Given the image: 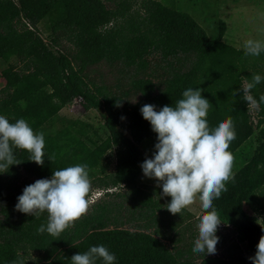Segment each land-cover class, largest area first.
Masks as SVG:
<instances>
[{
  "label": "trees",
  "instance_id": "1",
  "mask_svg": "<svg viewBox=\"0 0 264 264\" xmlns=\"http://www.w3.org/2000/svg\"><path fill=\"white\" fill-rule=\"evenodd\" d=\"M172 4L169 0H0V114L10 122L24 118L34 132L44 133L45 141L42 165L28 161L26 150L16 149L20 163L0 173V264L13 260L71 264L74 253L95 244L115 253L114 264H252L248 257L255 254L264 234V221L259 224L245 207L254 213L264 210V139L254 133L249 103L233 90L242 84V77L251 80L253 73L264 76V51L252 56L224 43L222 23L217 39L210 40L189 14L177 11ZM44 20L50 31L49 43L38 32ZM62 40L72 46L71 53L61 49ZM153 54L159 55L167 69V76L158 83L147 72L146 58ZM100 63L122 66L132 75L120 94L110 93L88 78L86 70ZM189 86L200 87L208 99L210 125L232 117L236 133L229 144L232 154L256 136L252 155L213 201L222 228H231L235 234L236 244L227 258L193 251L191 244L176 248L173 243L180 240L166 237L159 226L146 232L151 224L159 223L172 231L174 221L162 217L174 213L159 208L162 219H151L155 211L151 207L143 210L147 198L139 177L145 156L139 146L156 134L139 109L145 103L157 109L174 105ZM250 91L258 101L264 94V80ZM130 92L139 95L133 104L127 100ZM75 99L81 100L83 111L98 113L104 137L87 123L58 115ZM257 107L255 126L259 128L264 123V103ZM60 120L63 127L57 129ZM76 163L87 165L92 188L113 199L91 205L59 235L37 232V227L47 222V212H20L15 208L17 196L36 179L50 178L52 170ZM113 188H123L125 193L107 192ZM129 200L134 203L130 205L132 219H146L133 230L125 227ZM164 240H170L172 246Z\"/></svg>",
  "mask_w": 264,
  "mask_h": 264
},
{
  "label": "clouds",
  "instance_id": "2",
  "mask_svg": "<svg viewBox=\"0 0 264 264\" xmlns=\"http://www.w3.org/2000/svg\"><path fill=\"white\" fill-rule=\"evenodd\" d=\"M243 45L245 54L259 55L264 51V41L259 39H246ZM262 80L264 76L260 73H253L251 80L242 77V84L233 93H242L245 101L258 106L264 103V94L257 101L250 90ZM209 107L201 88L189 86L183 89L174 105L165 104L157 109L145 103L139 109L156 134L151 157H145L140 164L142 173L155 178L162 189L161 195L170 197L163 207L171 213L177 214L198 196L200 207L206 211L199 215L198 233L191 248L206 254L215 253L219 240L216 231L223 221L213 201L226 190L225 182L233 175L229 144L236 134L231 116L210 125L206 118ZM44 142V133L34 132L24 118L10 122L0 114V173L20 163L16 159V149L26 150L28 161L42 165ZM89 190L87 165L76 163L54 169L50 178H39L26 185L17 196L15 208L35 215L46 211L47 222L41 223L37 232L59 235L87 211ZM248 259L252 264H264V234L259 238L255 254ZM97 260L100 264H114L116 255L105 245L95 244L70 258L71 264H96ZM10 264H23V261L13 260Z\"/></svg>",
  "mask_w": 264,
  "mask_h": 264
},
{
  "label": "rangeland",
  "instance_id": "3",
  "mask_svg": "<svg viewBox=\"0 0 264 264\" xmlns=\"http://www.w3.org/2000/svg\"><path fill=\"white\" fill-rule=\"evenodd\" d=\"M159 1V0H157ZM174 8L182 13L189 14L205 31L207 37L210 40L217 39L218 26L220 23L224 26V35L222 41L235 49L244 50L243 41L246 39H259L264 41V0H169ZM163 4H165L163 2ZM169 5V3H168ZM38 32L46 43H49L50 31L47 22L44 20L38 25ZM61 49L65 52L71 53L73 48L70 44L65 41H61ZM253 56V55H252ZM147 62L149 63V69L147 72L153 74V81L158 83L160 79L167 76V69L164 62L160 61V57L157 54L148 56ZM88 78L98 85L104 86L110 93L120 94L119 92L127 88L129 80L132 78L130 72L124 71L122 66L109 67L105 63H100L95 66H91L86 70ZM157 78V79H156ZM3 86V81L0 80V89ZM139 95H134L130 92L129 98L127 100L129 103L133 104L137 101ZM80 99H75L66 107L62 108L59 112V116L65 119L80 120L84 123L89 124L94 131H97L104 137V128L102 120L100 119L97 112L90 110L88 112L83 111L80 104ZM257 105H248V113L250 115L251 121L254 125L255 132L259 137L264 139V123L261 127L257 128L255 126L257 121ZM63 127V121L60 120L56 128L59 129ZM255 135V134H254ZM252 136L249 138L242 146H240L232 155V174L236 173L249 159L252 155L253 148L256 146L255 138ZM156 138L149 137L145 142L142 143L141 151L146 155L149 154L148 151H154V144ZM150 147L147 149L146 147ZM111 160L110 168H113V158L112 154H107ZM90 183V194L88 199V208L91 205L104 201L113 199L112 197L97 196L99 190L92 188ZM264 192V190H263ZM264 195V194H263ZM114 196V194H113ZM199 201L196 196L194 198ZM116 201V200H115ZM92 202V203H91ZM262 203L264 206V196L262 198ZM165 209V208H164ZM86 211V212H87ZM245 211L250 215H255L259 224L264 221V210L262 213L252 212L249 208L245 207ZM85 212V213H86ZM84 213V214H85ZM122 214H124L122 212ZM128 215V214H127ZM186 222L188 227L182 228L175 227L171 232L167 228H163L165 236H170L173 239H179L173 243L174 247L186 248L189 244L192 245L194 237L198 233V226L195 221ZM195 220V219H194ZM143 223H129L125 226L128 229L133 230L136 225H142ZM130 225V226H129ZM153 231V230H152ZM151 232V231H149ZM152 233V232H151ZM216 235L219 240L216 244L215 253L206 254L209 256H216L220 258H227V252L233 248L236 244L235 234L231 228H217ZM159 236V235H158ZM170 240H164V243L171 247L172 244L169 243ZM241 249H244L243 245H239Z\"/></svg>",
  "mask_w": 264,
  "mask_h": 264
},
{
  "label": "crops",
  "instance_id": "4",
  "mask_svg": "<svg viewBox=\"0 0 264 264\" xmlns=\"http://www.w3.org/2000/svg\"><path fill=\"white\" fill-rule=\"evenodd\" d=\"M141 146H142V144L139 146V149L141 148ZM146 148L150 149L149 146ZM140 151H141V149H140ZM148 153L149 154H146V155L143 153V155L145 157H150L149 155H150L151 151H148ZM139 186H140L141 190L144 192L145 197L147 198V200L145 201L146 205L144 206L143 210H149L148 207H151V209H153L155 211V215L151 219L161 218L159 215V213H160L159 211H161V212L165 211L166 207H163V205H165L170 200V197L167 195H161L162 189L160 188V186L157 183L155 178H148V177H145L143 174H141L139 177ZM114 192L123 194V193H125V189L121 188L119 190H115ZM132 204H134V203H132L130 200H129V202L126 203V205L128 206V209H129V214H128L129 215V220H128L129 223H145L146 222L145 217L144 218H142V217L138 218L139 216H136L135 218L132 219V214H131L132 210L130 209L131 208L130 205H132ZM159 208H160V210L158 211L157 209H159ZM182 209L185 212L180 211L177 213V215H174V214L171 215L170 214V215H165L164 217H162L163 220H165V221H170V222L174 221V225L172 226L173 227L172 229H174L175 227H180V226H182V228L188 227L189 225H188V223L186 224V222L191 221L192 218H193L192 221H195V224L197 225V218L205 210V209H202L200 207V202L196 201L195 199H193L191 202L186 204ZM157 226L160 227L159 230L163 235H165V232H163V228H167L169 230V228L167 227V224H165L164 226H160V223H159V224H155V225L151 224L150 228L146 232H149V231L154 232V230L156 229Z\"/></svg>",
  "mask_w": 264,
  "mask_h": 264
},
{
  "label": "built area",
  "instance_id": "5",
  "mask_svg": "<svg viewBox=\"0 0 264 264\" xmlns=\"http://www.w3.org/2000/svg\"><path fill=\"white\" fill-rule=\"evenodd\" d=\"M116 190V188H113V189H108L107 190V192H114ZM97 194V196H101L102 194H103V192L102 191H99V192H97L96 193ZM223 227V225L222 224H220V225H218V227L217 228H222Z\"/></svg>",
  "mask_w": 264,
  "mask_h": 264
}]
</instances>
